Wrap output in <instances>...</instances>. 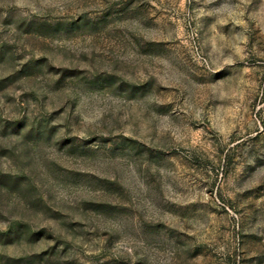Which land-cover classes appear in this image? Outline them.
<instances>
[{
    "label": "rangeland",
    "instance_id": "rangeland-1",
    "mask_svg": "<svg viewBox=\"0 0 264 264\" xmlns=\"http://www.w3.org/2000/svg\"><path fill=\"white\" fill-rule=\"evenodd\" d=\"M0 264H264V0H0Z\"/></svg>",
    "mask_w": 264,
    "mask_h": 264
}]
</instances>
